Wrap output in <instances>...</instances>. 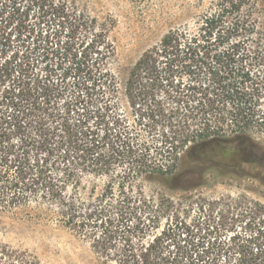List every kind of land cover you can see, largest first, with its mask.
Wrapping results in <instances>:
<instances>
[{"label":"trees","instance_id":"trees-1","mask_svg":"<svg viewBox=\"0 0 264 264\" xmlns=\"http://www.w3.org/2000/svg\"><path fill=\"white\" fill-rule=\"evenodd\" d=\"M245 1L170 31L121 85L107 31L76 0H0V209L44 207L115 264H264L263 203L143 188L196 190L223 155L264 166L250 137L264 130V45ZM0 264L40 263L0 242Z\"/></svg>","mask_w":264,"mask_h":264},{"label":"rangeland","instance_id":"rangeland-1","mask_svg":"<svg viewBox=\"0 0 264 264\" xmlns=\"http://www.w3.org/2000/svg\"><path fill=\"white\" fill-rule=\"evenodd\" d=\"M76 1L80 11L107 31L115 51L110 70L123 85L132 66L145 51L172 30L195 31L203 19L213 13L219 0ZM249 11L258 20L264 45V0H246L243 12ZM250 137L264 150V130L251 131ZM260 156L264 163V151ZM220 161L226 166L225 172L207 170L204 185L196 190L170 192L160 184H145L144 191L156 201L172 198L178 204L185 203V197L207 203L245 197L264 204V166L254 164L253 159L245 155L237 156L235 162L223 155ZM230 163L235 167L230 168ZM105 183L106 179L98 183L99 191ZM198 216L201 215L195 206L186 218L190 222ZM217 232L208 240L212 237L224 240L230 235L224 230ZM0 242L27 252L40 264H115L96 255L86 240L70 231L54 213L37 205L14 211L0 209Z\"/></svg>","mask_w":264,"mask_h":264}]
</instances>
